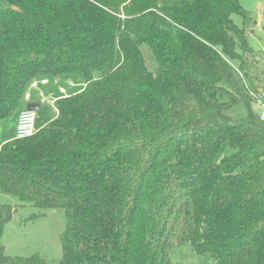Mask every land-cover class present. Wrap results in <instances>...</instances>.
I'll return each instance as SVG.
<instances>
[{"label":"trees","instance_id":"16d2710c","mask_svg":"<svg viewBox=\"0 0 264 264\" xmlns=\"http://www.w3.org/2000/svg\"><path fill=\"white\" fill-rule=\"evenodd\" d=\"M252 24L240 0H0V122L34 81L83 84L0 148V191L39 208L31 218L65 210L63 257L7 255L14 206L0 204V264H174L181 244L216 264H264Z\"/></svg>","mask_w":264,"mask_h":264},{"label":"rangeland","instance_id":"374dc122","mask_svg":"<svg viewBox=\"0 0 264 264\" xmlns=\"http://www.w3.org/2000/svg\"><path fill=\"white\" fill-rule=\"evenodd\" d=\"M240 3L252 15L253 24L248 34V41L255 51L257 60L264 66V0H240ZM232 19L239 27L244 26V17L241 14H232ZM147 53L149 52L147 51ZM148 58H150V54ZM150 65L155 71L161 70L157 62H151ZM48 80V85L40 84L39 87L30 89L33 94L38 90H43L42 93L47 98L48 105L59 94L60 86L65 87L70 94L80 91L83 86L70 75L52 76L48 77ZM70 81L72 85L69 84ZM260 101L264 103V95ZM261 102L256 100L253 103V108L258 113L262 111ZM24 104L25 107L27 102ZM52 112L55 111L52 110ZM230 113L234 116H241L244 115L245 109L243 105L238 104L230 109ZM16 125V114L12 118L0 122V148L2 143L13 137ZM14 138H16V133ZM229 151L231 149L228 143H225L221 148V155ZM0 204L14 206L13 217L6 223L2 236V243L6 248L7 255L31 256L38 254L49 262L59 261L63 257L61 234L66 226V213L63 208L46 209L45 215L31 218L33 213L40 211L39 208L31 203H22L17 196L2 191H0ZM170 256L174 264H216L214 258L196 253L189 244L174 245Z\"/></svg>","mask_w":264,"mask_h":264},{"label":"built area","instance_id":"2783aa9c","mask_svg":"<svg viewBox=\"0 0 264 264\" xmlns=\"http://www.w3.org/2000/svg\"><path fill=\"white\" fill-rule=\"evenodd\" d=\"M47 84L49 83L48 78H44L41 81H34L31 84V88L38 87L39 84ZM69 84L72 85V82L70 81ZM70 93L67 91V89L63 86L59 87V94L55 96L51 102L50 106L54 109V111H57L56 101L61 97L69 96ZM264 95V93H261L257 96V100L261 102V97ZM33 94L29 90L25 94V100L26 101H32ZM39 104H47V98L44 96V94L40 93V101ZM262 105V111H261V118L264 120V103L261 102ZM36 121H37V111L35 110H29L28 108L23 109L18 116L17 125H16V138H25L28 136L33 135L36 132Z\"/></svg>","mask_w":264,"mask_h":264},{"label":"crops","instance_id":"0c3cea01","mask_svg":"<svg viewBox=\"0 0 264 264\" xmlns=\"http://www.w3.org/2000/svg\"><path fill=\"white\" fill-rule=\"evenodd\" d=\"M41 84V83H40ZM39 84V85H40ZM49 83H47V84H41V85H48ZM39 85H38V87H39ZM59 91V90H58ZM41 92H43V90H38V91H36V93H32L33 94V98H32V101H30V102H38L39 103V101H40V93ZM36 98V99H35ZM25 102H27V104H26V106L24 107V105L20 108V110L16 113V118H17V120H18V116H19V113L23 110V109H25V108H27V106H28V104L30 103L29 101H25ZM16 131V128L14 129V135H13V137L10 139V140H12V139H14V137H15V132ZM3 144V143H2Z\"/></svg>","mask_w":264,"mask_h":264},{"label":"water","instance_id":"95a60500","mask_svg":"<svg viewBox=\"0 0 264 264\" xmlns=\"http://www.w3.org/2000/svg\"><path fill=\"white\" fill-rule=\"evenodd\" d=\"M29 110H35L38 111L40 108V104L38 102H30L27 106Z\"/></svg>","mask_w":264,"mask_h":264}]
</instances>
